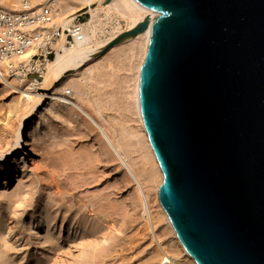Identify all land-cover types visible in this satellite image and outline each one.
<instances>
[{
    "label": "water",
    "instance_id": "water-1",
    "mask_svg": "<svg viewBox=\"0 0 264 264\" xmlns=\"http://www.w3.org/2000/svg\"><path fill=\"white\" fill-rule=\"evenodd\" d=\"M132 1L154 13L102 51L150 33L137 105L159 206L194 264H264V0Z\"/></svg>",
    "mask_w": 264,
    "mask_h": 264
},
{
    "label": "rangeland",
    "instance_id": "rangeland-1",
    "mask_svg": "<svg viewBox=\"0 0 264 264\" xmlns=\"http://www.w3.org/2000/svg\"><path fill=\"white\" fill-rule=\"evenodd\" d=\"M81 16L80 22L86 20L87 15ZM113 27L124 30L125 22L113 19L107 32ZM122 58L110 54L100 66L110 62L112 68H100L99 75L88 80V110L97 109L105 120L117 117L107 93L117 91L119 85L127 91L131 84L137 58ZM10 89L0 87V172L10 166L5 159L23 116L32 114L27 108L13 115ZM126 119V129L134 128L135 123ZM95 138L89 126L48 114L47 122L26 139L24 151L9 158L21 168L31 147L37 148L22 176L5 185L0 175V264H160L158 246H168L171 251L166 253L180 256L156 214L153 231L142 224L140 196L133 182L116 160L100 152ZM126 139L135 171L142 173L143 191L153 202L155 185L149 178L153 164L145 160L144 145L136 137ZM158 178L156 186L162 184V177Z\"/></svg>",
    "mask_w": 264,
    "mask_h": 264
},
{
    "label": "bare ground",
    "instance_id": "bare-ground-1",
    "mask_svg": "<svg viewBox=\"0 0 264 264\" xmlns=\"http://www.w3.org/2000/svg\"><path fill=\"white\" fill-rule=\"evenodd\" d=\"M23 1H29L34 7L42 8L50 0H0V11L18 12ZM96 1L98 0H57L58 13L51 22L52 26H67L75 17L83 14L87 15V18L80 22L81 39L76 40L71 46L65 45L62 40L57 43L54 59L47 64L46 72L35 95L34 91L28 92L13 81H2L0 79V87L9 85L13 88L10 89L11 101L9 102L13 115L14 113L19 114L20 111L27 108L31 110L29 112H32L29 117L23 116L19 128L15 132L10 155L5 159L7 160L5 164L10 166L8 169L3 168L4 171H1L0 175L4 176L5 185L11 179L23 175V167L26 166L27 161H31L29 157L35 154L36 146L31 147L29 155L25 157V160H27L23 162L21 168L8 160L12 155L15 156V154L24 151L26 139L47 122L48 114L53 115L55 118L63 117L69 122L76 121L81 126H89L96 134L95 142L100 143V152H103L104 156L116 160L122 168L124 176L133 182L135 190L140 196L142 224L147 225L153 231L156 223L154 222V214H156L164 222L165 230L172 238L175 247L172 249L179 251L177 254L180 253V256H175V252V254L172 252L174 255L169 253L171 249L167 248V245L166 249L170 250L167 251L169 254L165 252L166 249L163 246H158L160 247L159 250L162 251L160 253V264H194L179 244L162 208L158 204L157 189L159 185L156 186L158 182L154 180L162 176L143 130L137 105L139 69L145 56L150 33L147 31L142 32L96 56L116 36L136 26L145 14L154 12L149 9L143 11L132 0H111L102 6L89 10V5ZM116 18H121L125 22V29L120 30L113 27L110 32H107V27ZM112 53H119L124 56L122 59L125 60L137 58V62L133 66L131 84L127 87L128 90L126 91L125 87L119 85L118 90L116 88L117 91L107 93L108 104L114 108L117 117L105 120L97 109L92 112L88 110L87 85L88 80L93 79L95 75H99L100 68H112L110 62H107V65L100 66L101 61L108 58ZM29 55H31V52L26 54L24 58ZM65 90L70 93L68 99L61 97ZM126 117L135 123L134 128L128 127L126 129ZM129 135H133L138 139V143L144 145L147 153L145 154V160L153 164L149 172L151 183L155 185V192L153 191L155 200L153 202L149 200L150 198L148 199L145 190L143 191V185L141 186L142 179L140 177L142 173L135 171V163L130 160L131 155L129 156L126 141ZM162 245H165V243Z\"/></svg>",
    "mask_w": 264,
    "mask_h": 264
},
{
    "label": "built area",
    "instance_id": "built-area-1",
    "mask_svg": "<svg viewBox=\"0 0 264 264\" xmlns=\"http://www.w3.org/2000/svg\"><path fill=\"white\" fill-rule=\"evenodd\" d=\"M57 13V0H50L42 8L23 1L18 12L0 11L2 81H13L28 92H37L47 64L54 59L57 43L62 40L71 46L81 39L79 18L82 16L75 17L67 26L54 27L51 22ZM30 52L31 55L24 58ZM69 95L65 90L61 97L68 99Z\"/></svg>",
    "mask_w": 264,
    "mask_h": 264
}]
</instances>
